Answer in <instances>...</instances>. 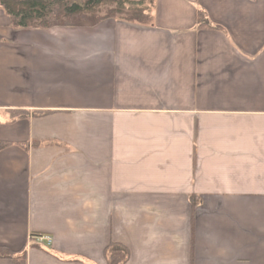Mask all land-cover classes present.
<instances>
[{"label":"crops","instance_id":"crops-1","mask_svg":"<svg viewBox=\"0 0 264 264\" xmlns=\"http://www.w3.org/2000/svg\"><path fill=\"white\" fill-rule=\"evenodd\" d=\"M152 18L27 31L0 9V249L25 264H105L110 244L264 264V0Z\"/></svg>","mask_w":264,"mask_h":264},{"label":"trees","instance_id":"trees-1","mask_svg":"<svg viewBox=\"0 0 264 264\" xmlns=\"http://www.w3.org/2000/svg\"><path fill=\"white\" fill-rule=\"evenodd\" d=\"M154 0H0V9L13 30L90 29L105 21H121L131 25L149 26L152 23ZM197 23L206 27L207 21L199 12ZM36 113L32 116H42ZM26 112H13L11 120L27 119ZM0 142V150L6 147ZM0 258L13 264H25V251L9 252L0 249ZM105 264H126L129 253L118 244L104 251Z\"/></svg>","mask_w":264,"mask_h":264},{"label":"built area","instance_id":"built-area-1","mask_svg":"<svg viewBox=\"0 0 264 264\" xmlns=\"http://www.w3.org/2000/svg\"><path fill=\"white\" fill-rule=\"evenodd\" d=\"M36 242H45V245L48 246L50 245V239L49 238H42V237H36L33 238Z\"/></svg>","mask_w":264,"mask_h":264}]
</instances>
